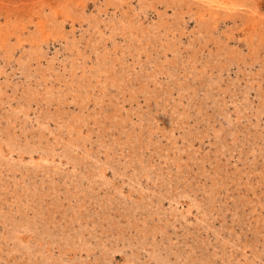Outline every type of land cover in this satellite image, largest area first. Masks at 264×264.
Here are the masks:
<instances>
[{
  "label": "rangeland",
  "instance_id": "rangeland-1",
  "mask_svg": "<svg viewBox=\"0 0 264 264\" xmlns=\"http://www.w3.org/2000/svg\"><path fill=\"white\" fill-rule=\"evenodd\" d=\"M0 264H264V0H0Z\"/></svg>",
  "mask_w": 264,
  "mask_h": 264
}]
</instances>
